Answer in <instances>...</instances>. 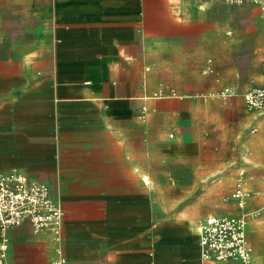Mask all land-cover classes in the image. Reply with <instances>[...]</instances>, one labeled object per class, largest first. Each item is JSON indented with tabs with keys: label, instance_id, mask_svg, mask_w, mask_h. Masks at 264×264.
I'll list each match as a JSON object with an SVG mask.
<instances>
[{
	"label": "crops",
	"instance_id": "obj_1",
	"mask_svg": "<svg viewBox=\"0 0 264 264\" xmlns=\"http://www.w3.org/2000/svg\"><path fill=\"white\" fill-rule=\"evenodd\" d=\"M31 2L0 0V173L48 185L65 216L60 244L9 229L7 264H54L58 247L65 264H236L203 261L200 228L254 210L264 264V111L244 99L261 9L238 5L237 23L223 0Z\"/></svg>",
	"mask_w": 264,
	"mask_h": 264
},
{
	"label": "built area",
	"instance_id": "obj_2",
	"mask_svg": "<svg viewBox=\"0 0 264 264\" xmlns=\"http://www.w3.org/2000/svg\"><path fill=\"white\" fill-rule=\"evenodd\" d=\"M230 5L252 4L258 6L264 14V0H224ZM208 73L214 69L209 67ZM219 82V77L216 79ZM174 95V93H172ZM234 95L233 91L224 87L214 89L203 95L204 99H226ZM166 96L164 91L155 97ZM245 104L250 111H264V58L259 80L252 79L249 89L244 93ZM147 110L143 108L142 118ZM245 172L240 171L233 198L239 207L246 203L248 193L244 190ZM260 210L242 212L226 216H208L200 228V249L203 261L214 263L233 262L236 264H254L253 249L247 238L250 220L260 216ZM64 210L51 195L48 185L29 178L18 169L0 173V264H7L9 229L29 223L35 234L48 232L55 241H62ZM54 264H65L66 258L60 247Z\"/></svg>",
	"mask_w": 264,
	"mask_h": 264
},
{
	"label": "rangeland",
	"instance_id": "obj_3",
	"mask_svg": "<svg viewBox=\"0 0 264 264\" xmlns=\"http://www.w3.org/2000/svg\"><path fill=\"white\" fill-rule=\"evenodd\" d=\"M18 1V5H20L21 0H16ZM224 5H225V12H226V21H237L238 23V9L243 8L238 5H230L226 3L224 0ZM35 0H32L30 7L34 8L35 7Z\"/></svg>",
	"mask_w": 264,
	"mask_h": 264
}]
</instances>
